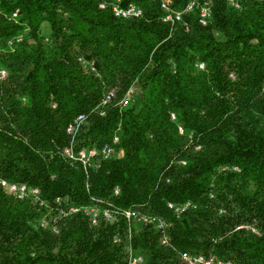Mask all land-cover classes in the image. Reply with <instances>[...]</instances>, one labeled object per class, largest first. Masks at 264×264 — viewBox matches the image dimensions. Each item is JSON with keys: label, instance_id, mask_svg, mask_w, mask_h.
<instances>
[{"label": "trees", "instance_id": "obj_1", "mask_svg": "<svg viewBox=\"0 0 264 264\" xmlns=\"http://www.w3.org/2000/svg\"><path fill=\"white\" fill-rule=\"evenodd\" d=\"M189 1L168 22L159 0H0V180L37 189L0 185V264H264V1L209 0L205 24ZM122 209L162 217L167 241Z\"/></svg>", "mask_w": 264, "mask_h": 264}, {"label": "built area", "instance_id": "obj_2", "mask_svg": "<svg viewBox=\"0 0 264 264\" xmlns=\"http://www.w3.org/2000/svg\"><path fill=\"white\" fill-rule=\"evenodd\" d=\"M208 1L209 0H204L203 3L199 6L198 9V17L197 20L201 24L206 23V19L209 14V9H208ZM264 1V0H263ZM194 1L191 0L185 4V6L182 8V12L188 11L192 8L194 5ZM100 7L103 6V4H99ZM159 6L161 7L163 11V20L168 21V22H174L180 19V10H177L173 8L170 5V0H159ZM111 10L113 12V15L117 17H137L140 15L141 11L140 9L135 6L132 3H129L125 6H120V5H113L111 7ZM198 67H202V63L197 64ZM112 96V92L109 91L105 95L104 99L102 100V103H104L106 100L110 99ZM128 96V93H126L125 97ZM124 97V98H125ZM123 103L124 101H120ZM84 116L82 114H78L75 118H73L72 121H70L66 127H65V132L68 133L73 139L74 132L78 128L80 122L83 120ZM178 131H181V128L178 126ZM115 137L113 138V141H115ZM113 152V149L110 145L104 144L100 150L99 153L103 158L108 157L111 155ZM63 153L70 159H76L78 160L82 166L85 165V163L88 161V159L96 154V150L94 148H88V149H79L76 152L73 151L71 144L63 148ZM0 185L5 186L10 192H12L17 198H23L24 196L31 194L33 196H37V189L36 188H27L24 184H16V183H7L4 180H0ZM56 201L58 198L56 197ZM189 201H183L179 203H174V202H167L166 206L171 209L175 214H178L185 209H187L190 206ZM82 210L85 213H88L90 215V221L91 223H94L98 211L96 208H87V207H81V206H73L69 205L65 208L60 207L58 209V213L61 216H64L66 214H71L74 212H77L78 210ZM116 210L109 209V208H103L101 211V215L103 216L104 219L106 220H112L113 219V213ZM120 213L125 217L126 220L130 219H136L140 220L145 223H151L154 224V226L157 228V230L160 232V241L165 243L167 241V236L165 234V226L166 222L165 220L157 215H148L144 213L137 212L133 209H122L120 210ZM180 258L185 264H238L236 262H233L231 260L227 259H219L215 258L212 255H203V254H191L188 252H180ZM127 264H139L141 262V256L137 254H133L130 249L128 250L127 254Z\"/></svg>", "mask_w": 264, "mask_h": 264}]
</instances>
